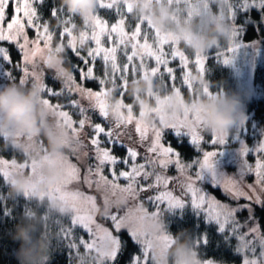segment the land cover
<instances>
[{
	"label": "snow or ice",
	"instance_id": "obj_1",
	"mask_svg": "<svg viewBox=\"0 0 264 264\" xmlns=\"http://www.w3.org/2000/svg\"><path fill=\"white\" fill-rule=\"evenodd\" d=\"M138 2L100 0L96 12L82 21L83 28L78 30L75 17L60 3L48 5L50 15L45 19L40 10L45 0H0V59L8 62L6 73L11 81L21 84L38 81L40 72H44L43 66L50 59L48 53L54 50L66 57L71 53L66 62L72 71L66 82L61 83L58 73L54 72L51 79L61 83V87L57 89L45 80L41 87L47 97L43 102L75 137L69 151L77 163H71L67 156L57 157L63 162L61 178L39 196L34 195L29 184L25 193L27 200L47 204L55 199L69 209L67 216H58L44 208L45 220L52 218L56 228V249L68 250L69 264H117L129 241L138 251L129 254L127 264H153L154 252L169 248L174 234L165 230L149 236L140 225L149 218L163 219L167 209L183 208L189 202L205 213L208 221L218 224L226 244L241 257V264H264V228L254 207L264 208V143L256 148L254 163L245 160L239 175L218 173L216 151H203L202 158L185 161L177 149L165 142V131L171 128L177 135L187 134L193 145H201L205 140V125L195 109L186 108L182 115L166 119L157 107L153 110L156 119L149 123L142 111L138 116L134 114L133 103L125 102V96H130L129 82L149 76L164 90L171 88L177 95H182L181 87L192 97L211 94L207 85L192 79L190 67L194 65L195 71L204 75L206 53L195 51L190 60L178 47L180 35L162 32L150 15H139L135 7ZM143 2L146 8H151L160 0ZM165 2L175 8L174 21L179 22L181 5H185L183 11L188 19L194 15L226 19L230 38L236 35L231 20L236 0H199L196 5L192 0ZM256 2L243 0L244 7ZM100 10L113 12L115 20L110 22L101 17ZM52 20L56 23L52 24ZM29 31L33 33L32 38H29ZM5 45L14 47L20 59L14 61L10 48ZM98 62L100 75L96 74ZM14 71L19 77L12 75ZM59 74L63 75L62 69ZM92 83L97 87L88 86ZM113 90L118 94L115 102L109 97ZM147 95L157 104L160 102L159 92ZM130 98L135 102L133 96ZM225 137L214 134L211 142L224 143ZM39 143L44 154L42 160L25 159L18 163L15 158L0 156V177L6 181L27 170L31 181L42 179V165L49 162L50 157L42 139ZM117 149L123 150V155H119ZM0 151L13 149L2 145ZM248 151L247 147L243 149L245 154ZM170 168L175 169L174 175L168 174ZM205 170L212 173L211 188L220 189L233 203L221 201L203 187ZM249 176L252 182L245 183ZM81 180L88 189H95L99 200L97 195L66 191L67 185ZM121 180L125 183L121 184ZM118 192L126 194L129 204L133 202L131 207L113 206L110 197L114 198ZM145 203L151 204L153 210L145 208ZM32 212L30 207L26 209L27 214ZM245 212L247 216L240 219L238 214ZM62 218H67V226ZM77 227L87 238L76 235ZM122 233L127 234V240L122 238ZM192 238L198 264H222L215 259L199 258L198 250L208 243L206 233L192 235Z\"/></svg>",
	"mask_w": 264,
	"mask_h": 264
},
{
	"label": "clouds",
	"instance_id": "obj_2",
	"mask_svg": "<svg viewBox=\"0 0 264 264\" xmlns=\"http://www.w3.org/2000/svg\"><path fill=\"white\" fill-rule=\"evenodd\" d=\"M100 0H60L61 6L74 17L82 21L88 20L97 10ZM139 15H150L152 22L162 32H176L187 47L194 51L206 53L214 46H220L222 41L230 39V25L226 19L212 18L211 15L199 19L181 18L179 22L172 19L174 9L165 0L153 3L151 8H146L143 0L135 5ZM50 59L46 67L55 73L61 83L66 82V77L71 75V66L67 64V57L57 54L54 50L48 53ZM63 70V75L59 70ZM40 79L31 85L10 81L0 85V140L5 147H11L14 152L22 154L27 160H42L39 141H46L50 161L42 165V179L31 181L29 173H17L6 179L8 199L16 200L26 197V189L32 185L35 196L45 193L61 178L63 162L57 157L67 156L75 137L68 127L55 117L49 105L43 101L44 72H40ZM192 79L201 85L210 86L204 75L192 74ZM137 89L142 93L136 98ZM162 86L152 76L141 79L138 84H133L131 96L143 118L154 122L156 116L153 109L159 107L166 119L182 115L186 108L195 109L202 119L205 130L212 134L227 135L237 121L244 115L242 101L236 94H229L221 89L210 95L202 93L195 97L185 98L174 91L160 96V102L155 106L152 98L147 95L149 90L155 92ZM161 92H163L161 90ZM110 99L115 102V91L110 92ZM43 203V202H41ZM50 208L58 216H67L69 209L59 200H49ZM113 206L118 208L129 207L127 196L121 195L114 198ZM104 211L103 207L100 209ZM141 230L149 236H155L168 230L163 219H147ZM14 241L19 243L16 250L18 264H47L53 251L52 225L43 219L42 214L33 211L31 215L25 213L20 221L10 230ZM153 264H198L197 249L192 235L187 230L174 234L172 245L163 252L157 250L152 256Z\"/></svg>",
	"mask_w": 264,
	"mask_h": 264
},
{
	"label": "trees",
	"instance_id": "obj_3",
	"mask_svg": "<svg viewBox=\"0 0 264 264\" xmlns=\"http://www.w3.org/2000/svg\"><path fill=\"white\" fill-rule=\"evenodd\" d=\"M58 3H60V0H45L44 6L40 9L45 19H48L50 15L48 5ZM248 8L252 9L246 12V16H250V19L249 22L245 24V27H247L245 38L247 40H257L256 42H260L264 48V0H257L254 4L250 3ZM99 15L107 18L110 22L115 20L114 13L109 10H100ZM51 23L55 24L56 22L55 20H52ZM74 23L77 25L78 30L83 28V22L80 17H75ZM227 49L228 40L222 41L220 46H215L209 51L205 65V78L211 82L209 86L211 90L220 91L223 89L229 94H237L239 83L233 69L219 61V58L226 55ZM11 51L12 59L14 61L20 59V55L14 47L11 48ZM67 57H71L70 52L67 53ZM74 62L78 63V61ZM98 71L99 70H97V72ZM17 74L19 77L20 74L18 72ZM51 75L52 74L46 75V83L57 89L60 88L61 83H55L51 79ZM255 78L256 80L262 79L264 81V62L257 65ZM77 79H79V77H77ZM133 84L135 83L131 82L129 87H132ZM88 86L94 88L97 87L95 83L89 84ZM162 89L165 93L166 90H164L163 86ZM61 102L63 101L61 100ZM247 111L251 114V119L254 121L257 128L264 132V98H253L248 100ZM74 118L79 119L78 116H75ZM93 118L95 119V117ZM169 141L178 147L177 149L182 152V155L186 160L191 161L199 154L195 150L197 149L196 146L191 144L186 137L178 138L172 135V137L169 138ZM2 145L3 141L0 140V147H2ZM117 152L119 155L123 154V150L117 149ZM0 155L8 159H25L22 154L14 151H0ZM170 175L172 174L170 173ZM7 191L6 182L3 177H0V264H18L15 253L19 248V243L12 239L10 230L14 229L15 224L20 221L21 217L26 213V209L29 207L32 211L42 214L44 220V208L46 212H50L54 215L56 214L48 208L47 204L41 203L40 201L34 200L29 202L27 197H21L16 200L8 199L5 195ZM216 192L223 196L220 189H216ZM257 211L261 213V220L264 223V208L257 207ZM62 219L63 223L67 226V218ZM45 221L52 225L54 234L53 251L48 264H69L68 250L63 249L57 251L56 249V228L52 223V218ZM164 221L168 226V231L172 234L179 233L183 230H187L191 235L206 233L208 236V243L198 250L201 258L215 259L216 261L225 263H241V257L234 252L232 247H229L226 244L224 234L219 232L218 225L214 222L208 221L202 214L194 212L192 209L167 211L164 216ZM75 233L76 235H84L85 238H87V235L79 227L76 228ZM121 235L122 238L126 240L128 239L126 233H122ZM232 243L234 245L235 241L233 240ZM80 251L83 252V248H81ZM137 251L138 248L129 241L125 254L120 257L117 264H127V261L130 259L129 254Z\"/></svg>",
	"mask_w": 264,
	"mask_h": 264
},
{
	"label": "rangeland",
	"instance_id": "obj_4",
	"mask_svg": "<svg viewBox=\"0 0 264 264\" xmlns=\"http://www.w3.org/2000/svg\"><path fill=\"white\" fill-rule=\"evenodd\" d=\"M199 0H192L193 5L198 4ZM250 5V4H249ZM244 7L243 0H236V4L234 6L235 9V15L231 18L234 28L233 30L236 32V35L234 37H231L228 40V49L226 51V55L223 56L222 58H219V61L224 63L227 66H230L238 80V93L236 94L240 100L242 101V110L244 115L237 121L235 126L231 129V131L226 135L224 143H212L211 139L214 134L209 133L205 130L204 136L205 140L201 143L199 147L196 146L197 149L196 152L199 153L197 156L194 157V159L202 158L203 151H216V164L215 168L218 173H224L226 175L230 176H236L241 173L242 168L244 167V162L245 160L254 163L255 159V150L256 148L261 144L264 143V132L259 130L257 126L255 125L254 121L251 119V114L247 111V102L248 100H251L253 98H264V81L262 79L256 80L255 78V72L257 65L259 63L264 62V48L260 44V42H256L257 40H247L245 38V33H246V28L245 24L249 22L250 16H246V12L251 10L252 8ZM186 8L185 5H181V13L179 16V19L181 18H187L186 15L184 14L183 9ZM175 10V8L173 7ZM11 10H9L10 14ZM213 12H216V8H213ZM195 19H199L195 15L193 16ZM29 38H32L33 33L31 31L28 32ZM8 46L11 50L12 46L10 45H5ZM178 47L182 50L185 51V53L189 56L190 60L193 59V53L195 52L194 50L190 49L187 47V45L181 41ZM215 47V46H214ZM217 47V46H216ZM213 48V47H212ZM209 49L206 52V55L208 57L209 51L212 50ZM167 50V48H166ZM12 52V51H11ZM16 58V55H15ZM227 58V62L226 61ZM149 64L151 65V61H149ZM8 62L0 59V85L7 84L11 81V79L8 77L6 70L8 68ZM44 67V80L46 82V75L54 73L52 70L48 69L46 66ZM190 67L192 68V74L197 73L195 71V66L190 64ZM100 64L99 62L97 63V70H99L96 74L100 75ZM13 76L18 77L17 72L12 73ZM179 76V73L177 74ZM204 76H205V71H204ZM140 78L138 80L130 81L129 84L135 83L138 84L140 82ZM18 83V81H17ZM128 84V93L131 96V89L132 87H129ZM27 85H31V82H29ZM162 86V85H161ZM177 86H180L179 83ZM94 88V87H92ZM210 88V87H209ZM163 90V89H161ZM161 90H157L155 92H159V95H164L165 93L171 92V88H168L166 92H161ZM212 92H219V91H213L210 89ZM111 92V91H110ZM148 93H154L153 91L149 90ZM181 93L185 98H190L192 97L189 93V91L185 87H181ZM142 93L137 89L136 92V98L139 99L140 95ZM44 97L45 93H43ZM130 96H125V102L126 103H133V112L136 116L139 115V106L130 98ZM110 97V93H109ZM116 99L118 98V94L115 93ZM116 101V100H115ZM56 101H53L55 103ZM152 103L155 106V99L152 98ZM154 110V109H153ZM147 122L151 123L150 120L145 119ZM169 130V129H168ZM167 130V131H168ZM172 134L175 137L182 138L186 137L188 141H190V137L187 134H181L177 135L175 130H172ZM166 131H165V136H166ZM170 135V134H169ZM43 140V139H42ZM44 144L46 145L45 141L43 140ZM166 143H170L175 149V145H173L170 141L169 138L165 139ZM192 144V143H191ZM247 147L249 149L248 153L245 154L243 152V149ZM179 151V149H177ZM180 155L182 156V159L185 161V157L182 155V152H180ZM123 155V154H122ZM1 156V155H0ZM67 157L69 158V161L71 163H77L76 159L73 157L70 151L67 153ZM18 163H22L25 159L20 160L19 158H15ZM192 171H195L193 169ZM27 172V170H26ZM28 173V172H27ZM175 174V169L170 168L168 174ZM105 174H107V170H105ZM211 179H212V173L209 170H205V177H204V183L203 187L206 188L208 191L212 192L218 199H220L223 202L226 203H233L232 201L228 200L224 195L221 196L216 192V189L211 188ZM252 177H246L245 183H251L252 182ZM121 184H124L125 181L121 180ZM66 191L68 192H73V191H81L84 192L85 194H91V195H97V198L99 200V194L95 191V189H88L86 185L84 184L83 180L81 181H73L69 185H67ZM222 192V191H221ZM223 194V193H222ZM124 195L126 196L125 193L118 192L115 194L114 198H118L119 196ZM114 198H111V203L113 204ZM141 199L143 197L141 196ZM243 203V201H241ZM133 202H130L129 206H132ZM145 208H148L149 211H152V205L149 203L144 204ZM256 207V215L260 218L261 222V227L264 228V223L261 220V213L257 211V206ZM184 209H192L194 212L200 213L206 218V214L203 213L202 211L194 208L191 203H186L183 208H174V209H167L165 211V215L167 211H175V210H184ZM164 215V216H165ZM240 216V219H244L247 216V213H242L238 214ZM207 219V218H206ZM164 220V218H163ZM214 222V221H211ZM216 225H218L216 222H214ZM110 226V225H109ZM219 227V226H218ZM199 258H201L199 256ZM222 264H241V263H225L222 262Z\"/></svg>",
	"mask_w": 264,
	"mask_h": 264
},
{
	"label": "flooded vegetation",
	"instance_id": "obj_5",
	"mask_svg": "<svg viewBox=\"0 0 264 264\" xmlns=\"http://www.w3.org/2000/svg\"><path fill=\"white\" fill-rule=\"evenodd\" d=\"M167 130H168V129H167ZM167 130H166V134H167V135L165 136V139L168 138V137L170 138V137H172V135H173V134H172V130H173V129L169 128V130H168V131H167ZM169 134H170V135H169ZM172 175H173V174H172ZM129 207H130V206H129Z\"/></svg>",
	"mask_w": 264,
	"mask_h": 264
}]
</instances>
